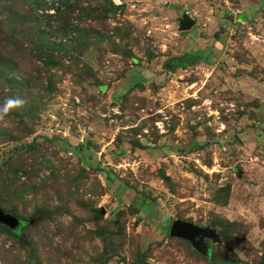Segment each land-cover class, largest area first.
Here are the masks:
<instances>
[{
	"label": "rangeland",
	"instance_id": "374dc122",
	"mask_svg": "<svg viewBox=\"0 0 264 264\" xmlns=\"http://www.w3.org/2000/svg\"><path fill=\"white\" fill-rule=\"evenodd\" d=\"M112 1L86 27L109 37L60 66L20 57L32 33L0 14V66L36 104L0 120V207L64 247L28 261L1 224L0 264H264V0ZM42 205L60 213L42 224ZM176 219L213 234L172 237Z\"/></svg>",
	"mask_w": 264,
	"mask_h": 264
},
{
	"label": "trees",
	"instance_id": "16d2710c",
	"mask_svg": "<svg viewBox=\"0 0 264 264\" xmlns=\"http://www.w3.org/2000/svg\"><path fill=\"white\" fill-rule=\"evenodd\" d=\"M93 2H97L98 4L93 5ZM84 3H87L86 6L89 8L86 9ZM77 8H79L80 17L78 20H74L73 14L76 12ZM118 8L119 7L112 0H0V14L4 16L9 26H13L14 33L17 35H25L29 30L33 36L32 40L36 43L34 48L26 46L19 48L18 51L21 53L20 57H25V59L38 58L42 61L43 65L55 66L61 65V63L55 59L63 57V55H56V51L61 53V50H67L66 48L68 46L70 47L69 50L66 51L68 56L71 58L77 57L72 53L74 49L78 50L79 47L84 49L92 43L97 44L101 39L109 37V34L99 29H95L97 30L96 33H93L95 30L92 32L88 31L86 28L88 25L87 17L89 16L95 19V21L101 25V21L105 23L111 17H115L116 9ZM49 10H53V12H49ZM93 37L95 39H93ZM58 38L60 39L59 41ZM7 57L8 60H3V64H1L2 67L0 66L3 72L0 77H2V82H6L8 86V90L4 89L0 93V98L3 100L2 106L9 98H20L24 100L25 103L23 107L14 108L8 112L11 113L15 110L13 112L15 113L14 115L21 116L22 120H24L27 115H31V113L35 111V100L32 97L29 100V98L25 97L23 90L18 89L19 85H25V83H22L16 76L12 75L14 68L18 69V66H12L13 64L9 63L11 61L10 56ZM63 64L65 63L63 62ZM7 68L12 69V71L8 72ZM27 101H29V104ZM23 135L20 133L13 134L11 139L17 140L22 138ZM37 139L38 136H36L31 143L22 144V146L29 148L34 147L37 144ZM75 181H77V179ZM30 182L29 179V181L19 184L17 188L21 186L35 188L36 184ZM44 208H47V210L50 209L49 206L42 205L39 206L37 210V214L40 213L42 215H39V221L42 224L60 213L59 210H54V208H51L49 211L44 210ZM22 221L21 228L17 230H12L10 227L2 224L11 230V234L17 236V240H14L8 246V252L14 255L18 252H24L26 255L25 258L28 261L37 259L40 262L43 253H51V255L54 252H59L61 255L64 253V247L59 245L55 247L52 242L53 239L51 236L47 235L46 230H38L35 234L36 237L32 236L23 240L21 235H24L25 231L22 230V228L28 223L30 225L32 221L26 218H22ZM61 232L62 230H57L54 232V235H58ZM109 233L110 232L104 234L105 242L109 241L113 236ZM106 244H109V242ZM105 251L107 253L111 252L108 245ZM228 262L229 264H234L231 261Z\"/></svg>",
	"mask_w": 264,
	"mask_h": 264
},
{
	"label": "water",
	"instance_id": "95a60500",
	"mask_svg": "<svg viewBox=\"0 0 264 264\" xmlns=\"http://www.w3.org/2000/svg\"><path fill=\"white\" fill-rule=\"evenodd\" d=\"M195 20L192 17H186L181 24L183 30L192 29L195 26ZM166 67L172 68L170 63H166ZM22 219L12 212L5 211L0 207V224L10 227L12 230H17L22 226ZM212 230L207 227L197 225L191 221L176 219L171 225L170 235L179 237L197 245L204 236H211ZM198 241V242H197Z\"/></svg>",
	"mask_w": 264,
	"mask_h": 264
},
{
	"label": "clouds",
	"instance_id": "9594fccd",
	"mask_svg": "<svg viewBox=\"0 0 264 264\" xmlns=\"http://www.w3.org/2000/svg\"><path fill=\"white\" fill-rule=\"evenodd\" d=\"M25 101L20 98H9L6 100L3 106H0V120L4 119V116L14 108L23 107Z\"/></svg>",
	"mask_w": 264,
	"mask_h": 264
},
{
	"label": "crops",
	"instance_id": "0c3cea01",
	"mask_svg": "<svg viewBox=\"0 0 264 264\" xmlns=\"http://www.w3.org/2000/svg\"><path fill=\"white\" fill-rule=\"evenodd\" d=\"M259 1H260V0H259ZM260 3H261V2H260ZM258 4H259V3H258L256 0L253 1V5L256 6V5H258Z\"/></svg>",
	"mask_w": 264,
	"mask_h": 264
}]
</instances>
